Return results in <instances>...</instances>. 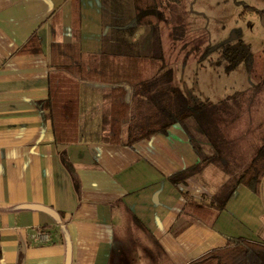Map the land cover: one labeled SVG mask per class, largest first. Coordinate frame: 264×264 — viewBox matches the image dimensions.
Returning <instances> with one entry per match:
<instances>
[{
  "label": "crops",
  "instance_id": "crops-1",
  "mask_svg": "<svg viewBox=\"0 0 264 264\" xmlns=\"http://www.w3.org/2000/svg\"><path fill=\"white\" fill-rule=\"evenodd\" d=\"M122 1L0 0V264H189L225 246V234L264 242V197L245 185L212 216L195 214L183 196L212 195L230 173L201 181L209 163L184 182L171 181L198 161L188 132L208 156L216 154L194 118L131 146L115 143L111 85L83 81L79 137L56 140L47 110L37 106L50 94L54 43L77 42L85 53L121 59L146 56L143 43L154 38L138 40L133 2ZM167 69L180 88L170 64L136 68L146 79ZM161 84L143 96L140 116L154 111L148 97ZM127 96L133 115L139 97ZM234 146L229 153L238 172L255 147Z\"/></svg>",
  "mask_w": 264,
  "mask_h": 264
},
{
  "label": "trees",
  "instance_id": "trees-1",
  "mask_svg": "<svg viewBox=\"0 0 264 264\" xmlns=\"http://www.w3.org/2000/svg\"><path fill=\"white\" fill-rule=\"evenodd\" d=\"M179 3L181 0H169ZM135 10V26L156 27L162 20L159 0H133ZM256 10L264 17V9ZM213 51L212 47L204 49L199 60H204ZM221 58L217 61L230 71L240 63H244L247 71L255 78L261 76L264 85V58L261 53L254 54L250 46L241 38L234 43H224L219 47ZM153 58V56H152ZM49 97L37 102V106L49 119L56 140L59 143L76 141L78 139L79 95L80 84L83 81L111 85L112 104L110 113V136L112 142L124 141L128 145L150 138L158 132H166L175 123H184L188 118H194L203 132L209 138L216 154L208 156L195 137L188 132L189 141L193 146L198 161L188 168L178 171L170 177L179 184L201 171L209 163L218 164L230 173L228 180L219 191L212 195L204 194L196 199L188 191L183 196L191 210L201 216H212L224 210L236 187L245 185L251 191L263 196L264 190V136L257 146L254 157L249 165L237 174H232L226 162L223 147L213 140L209 126L215 121L219 104L213 102H196L188 98L179 87L172 85L173 72L167 69L163 73L146 79L136 68L146 65L147 61L130 55L124 59L108 53H85L79 43H54L50 55ZM262 64L257 72L255 65ZM167 62L162 58L159 67L164 69ZM263 75V76H262ZM162 83L148 97L150 104L155 103L153 112L147 117L140 116L141 106L145 102L143 96ZM133 91L139 97V105L134 107L131 115L132 101L128 92ZM43 111V112H44ZM131 117V118H130ZM130 119V120H129ZM128 123L127 135L122 136L123 126ZM65 158V153L62 152ZM264 197V196H263ZM226 245L213 249L189 264H264V242L248 239L244 236L225 234Z\"/></svg>",
  "mask_w": 264,
  "mask_h": 264
},
{
  "label": "rangeland",
  "instance_id": "rangeland-1",
  "mask_svg": "<svg viewBox=\"0 0 264 264\" xmlns=\"http://www.w3.org/2000/svg\"><path fill=\"white\" fill-rule=\"evenodd\" d=\"M126 1L128 0L122 2ZM159 2L160 12L163 13L161 24L156 27L139 26L141 35L138 40L145 36L151 40L154 38L151 43L142 42L146 65H159L162 58L165 59L167 65L176 69V81L188 98L196 102L220 105L209 131L213 140L223 147L232 174H237L249 164H240L241 169L236 172L229 149L240 145L242 149L255 147L256 151L263 140L264 85L261 76L253 77L244 63L226 71L225 61L217 63L222 59L219 47L241 38L254 54L261 53L264 58V17L247 7L249 5L259 10L264 9V0ZM112 31L113 26L109 33L112 34ZM208 47H212L213 51L200 61L199 56ZM255 66L257 72L262 69V64ZM240 142L248 145L244 146ZM240 159H244L243 155ZM219 169L220 171L211 163L204 174L199 176L200 180L215 181L213 174L216 172L229 173L220 166Z\"/></svg>",
  "mask_w": 264,
  "mask_h": 264
},
{
  "label": "water",
  "instance_id": "water-1",
  "mask_svg": "<svg viewBox=\"0 0 264 264\" xmlns=\"http://www.w3.org/2000/svg\"><path fill=\"white\" fill-rule=\"evenodd\" d=\"M264 185V184H263ZM263 196H264V190H263Z\"/></svg>",
  "mask_w": 264,
  "mask_h": 264
}]
</instances>
